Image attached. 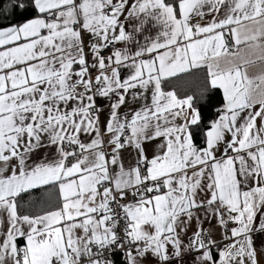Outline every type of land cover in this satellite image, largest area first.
Here are the masks:
<instances>
[{"label":"snow or ice","instance_id":"snow-or-ice-1","mask_svg":"<svg viewBox=\"0 0 264 264\" xmlns=\"http://www.w3.org/2000/svg\"><path fill=\"white\" fill-rule=\"evenodd\" d=\"M0 264H264V0H0Z\"/></svg>","mask_w":264,"mask_h":264},{"label":"crops","instance_id":"crops-1","mask_svg":"<svg viewBox=\"0 0 264 264\" xmlns=\"http://www.w3.org/2000/svg\"><path fill=\"white\" fill-rule=\"evenodd\" d=\"M154 31V30H153ZM259 243V242H258Z\"/></svg>","mask_w":264,"mask_h":264}]
</instances>
